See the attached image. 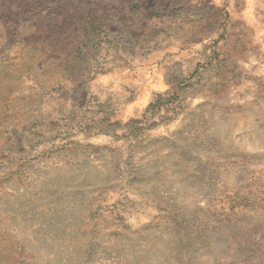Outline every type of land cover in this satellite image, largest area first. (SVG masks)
<instances>
[{"label": "rangeland", "instance_id": "obj_1", "mask_svg": "<svg viewBox=\"0 0 264 264\" xmlns=\"http://www.w3.org/2000/svg\"><path fill=\"white\" fill-rule=\"evenodd\" d=\"M0 264H264V0H0Z\"/></svg>", "mask_w": 264, "mask_h": 264}]
</instances>
